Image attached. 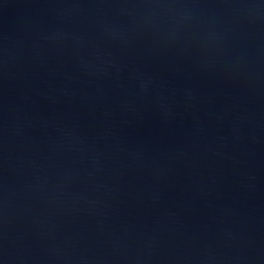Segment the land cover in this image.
I'll return each instance as SVG.
<instances>
[{"label":"water","instance_id":"water-1","mask_svg":"<svg viewBox=\"0 0 264 264\" xmlns=\"http://www.w3.org/2000/svg\"><path fill=\"white\" fill-rule=\"evenodd\" d=\"M0 264H264V0H0Z\"/></svg>","mask_w":264,"mask_h":264}]
</instances>
